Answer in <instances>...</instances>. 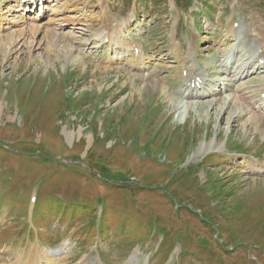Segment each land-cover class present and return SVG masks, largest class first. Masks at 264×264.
I'll return each instance as SVG.
<instances>
[{"label": "rangeland", "instance_id": "374dc122", "mask_svg": "<svg viewBox=\"0 0 264 264\" xmlns=\"http://www.w3.org/2000/svg\"><path fill=\"white\" fill-rule=\"evenodd\" d=\"M12 1L0 0V264L32 244L63 243L65 264L84 256L125 264L136 251L137 264H264L259 95L243 100L238 118L235 98L223 116L190 108L181 117L188 98L176 95L182 80L170 40L175 33L183 53L197 49L201 65L188 64L210 82L221 48L236 44L226 41L233 21L236 34L248 29L264 41V0H43V15L27 14L28 22L6 8ZM29 23L40 30L20 33ZM116 24L126 45H143L147 78L127 58L109 62L119 55L112 46L95 47L93 34ZM252 77L250 85H263L257 73L223 95H242ZM201 140L224 148L188 161Z\"/></svg>", "mask_w": 264, "mask_h": 264}, {"label": "bare ground", "instance_id": "6f19581e", "mask_svg": "<svg viewBox=\"0 0 264 264\" xmlns=\"http://www.w3.org/2000/svg\"><path fill=\"white\" fill-rule=\"evenodd\" d=\"M32 2H33V0L27 1L28 4H30ZM24 4H25L24 2H23V5L18 4L16 10H23L24 12H26V11L28 12L29 10H31V9H29L28 6H26V4L25 5ZM40 15L41 14H39V16ZM227 22H232V18H230V16H228ZM57 24H62V22H60V23L58 22ZM227 24H229V23H227ZM233 24H234V21L231 23V25L227 26L226 41L230 42L233 40V43L236 42V44L235 45L233 44V47L231 49L230 48H229V50L226 49L227 52H224V50H222V48H221L220 52H222V58L218 57L217 60L215 61L216 63L218 62V67H219V69L217 71H215L216 74L218 75V77L214 78L210 82H206V79L204 77H202L197 72V69H194L193 65L188 64V62L190 63L194 60L195 62H197L201 65V63H200L201 61L199 60V58L194 55V52H198L197 49L190 47V48H187V51L183 53L182 46L179 44V42L176 41L175 33H173L172 37L170 38V40L172 41L171 49L174 51V54H175V61H176L175 63L177 65H179V67H180V74L184 70H186V74L185 75L182 74L180 76V78L182 80V87L179 90H176V95L179 98L180 97L188 98V100H189V101L187 100L186 102H179L180 104L178 105V110H180L179 115H181V117L183 115H186L190 108L195 109V110L201 109V108H204V109L206 108L208 114H211L210 110H213V109L218 110L219 109L220 112L222 113V116H223L225 111L228 110L232 100L235 98L236 100L237 99L241 100L239 104L238 103L236 104L237 106H234V108H233L234 110L232 112V115L234 116V118H238V117L244 115L247 111L246 105H244L245 104L244 101H246L247 103L250 104L253 101L252 100L253 97H255V93L258 95H260L261 93H264V80H263V85L261 83L257 84V85H250V82L253 83L256 80V78L252 77L251 79L248 80L249 85H247V86L246 85H242V86L240 85L238 87L239 91H243L242 95L238 96L236 94V96H235V94L233 95L232 93H229L228 95H223L224 91L227 92V90L232 89L233 85L235 84V81L246 79L248 77L256 75L257 73L264 72V48L262 46V43L264 41L262 40V38H261V40L259 39V41L255 40L254 38H251L250 32L248 29L242 28L244 31L241 34H236L237 32L235 33V29H234ZM27 25L28 26H26V27L24 26L19 30L20 33H25L27 31L31 32L33 30H35V31L40 30L39 25H32L30 23ZM124 25L127 26V21H125ZM122 28H123V26H122ZM103 31L104 30H100V32L96 31L93 34V36L94 35L99 36V38H98L99 45H104L106 42H111V40H112L113 44H115V48L117 47L118 52H120V54H121V51H119V50H123V48L120 45H117V43H115V40L120 42V40L123 39L121 37V33L119 32L120 30L118 31L117 28L113 30L115 33L118 32L117 35H115V34L108 35L106 33V35L111 38L110 41L106 39V35L103 34ZM127 38H129V37H127ZM96 39H97V37H96ZM224 41H223V43H225ZM252 43L255 45L254 46V49H255L254 52L255 53L252 52L253 50L251 51V48H250V45ZM226 44L227 43H225V46H226ZM247 45H248V48H247ZM259 49H262V50L259 52ZM124 50L130 55V58H127L126 61H124L125 62L124 65H127L130 68H134L135 70H137L139 78H142V79L147 78L148 72L150 70V66L148 64V62L150 60H147L148 57L146 56V53L144 52L143 46H140L138 44L137 45L136 44H129V45H125ZM70 51H72V50H70ZM120 54L118 56L117 55L116 56H110L109 62L113 63V62L117 61V63L118 62L123 63V59H124L123 54H121V55ZM70 59H71V57H70ZM80 64H82V63H80ZM215 65H217V64H215ZM208 68H209V66H205V69H202V70L207 71V70H209ZM154 72L158 76V73L155 70H154ZM210 73H212V72H210ZM152 84L156 85L158 90L159 89L161 91L164 90L168 96H171L170 93L167 91V89L165 87H163V85L160 84L158 80L153 79ZM240 87H242V88H240ZM256 87H259V88L257 89ZM159 97H161V96H159ZM177 104H175L173 102L172 105L177 106ZM262 107L264 109L263 103H262ZM2 111H3V109H2V106L0 103V117H1ZM201 111H203V110H201ZM258 111L261 112L259 109H258ZM13 118H14L13 115H11V114L8 115V119L11 120ZM62 131L65 135V138L68 141H71L74 132H72V130L66 129V127H65V129L63 127ZM78 132H80V130H78ZM86 138L90 144L91 136L86 135ZM223 148H224V146L221 145V143H218L216 141L205 143L203 140H201L199 142V145H197L196 149L189 156L188 161H190L195 156H197L201 153L207 154V153L211 152V150H212V152H220L221 153ZM233 158H236V157L233 156ZM257 172H264V166H260ZM65 244L66 243H63L61 248L56 249V250L55 249H47L46 247H42L40 244H36V245L32 244L31 246L28 247L27 250H25L24 253H21L20 251L18 253H16V255L12 259H10V264H65V262H67L66 260L68 258V253H69L68 250H66V248H63V246L65 247ZM137 254H138V251L134 252L125 264H137V262H138L137 261ZM90 261L93 262V260H90L87 256H84V258L79 262V264H90ZM144 262H145V264H149V260H147V259H145ZM102 263L103 262L98 257V264H102ZM94 264H97V263L94 262Z\"/></svg>", "mask_w": 264, "mask_h": 264}]
</instances>
